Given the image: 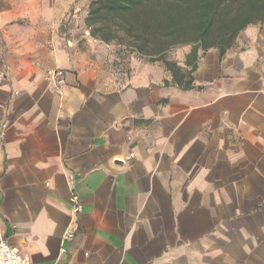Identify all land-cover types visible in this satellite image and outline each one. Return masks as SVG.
<instances>
[{"label":"crops","instance_id":"obj_1","mask_svg":"<svg viewBox=\"0 0 264 264\" xmlns=\"http://www.w3.org/2000/svg\"><path fill=\"white\" fill-rule=\"evenodd\" d=\"M90 2L0 0V240L30 264H264V32L186 91L93 37Z\"/></svg>","mask_w":264,"mask_h":264},{"label":"trees","instance_id":"obj_2","mask_svg":"<svg viewBox=\"0 0 264 264\" xmlns=\"http://www.w3.org/2000/svg\"><path fill=\"white\" fill-rule=\"evenodd\" d=\"M87 25L104 43L161 62L173 77L165 85L189 91L203 54L223 59L243 31L264 26V0H91ZM182 46L192 48L186 68L167 57Z\"/></svg>","mask_w":264,"mask_h":264},{"label":"built area","instance_id":"obj_3","mask_svg":"<svg viewBox=\"0 0 264 264\" xmlns=\"http://www.w3.org/2000/svg\"><path fill=\"white\" fill-rule=\"evenodd\" d=\"M48 78L55 84L57 88L65 85L66 76L65 72L61 69L51 70L48 72ZM134 156H128L125 161L129 162ZM71 212L74 218L78 217L82 211L83 206L80 196L73 194L71 200ZM77 234V230L72 228L65 236V241H72ZM62 253H66V249L63 248ZM0 264H30L28 258L17 247L12 246L5 239L0 240Z\"/></svg>","mask_w":264,"mask_h":264},{"label":"rangeland","instance_id":"obj_4","mask_svg":"<svg viewBox=\"0 0 264 264\" xmlns=\"http://www.w3.org/2000/svg\"><path fill=\"white\" fill-rule=\"evenodd\" d=\"M257 27L260 29V32L263 33L264 32V26L263 25H257ZM117 45V44H115ZM118 46V45H117ZM119 48V52L121 54H124L123 56L125 58L129 57L130 55H132L131 53H129V50L126 49V48H123V47H117ZM191 46H182V47H179V48H176L174 50H172L169 54H168V58L171 59V60H174V61H179L181 58H183L184 55L187 54V52H189L191 50ZM123 57V58H124ZM124 62H127V59L126 61H123L121 62V64H124Z\"/></svg>","mask_w":264,"mask_h":264}]
</instances>
